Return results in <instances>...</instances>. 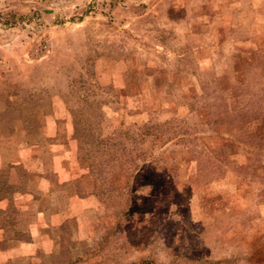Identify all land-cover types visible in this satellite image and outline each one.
<instances>
[{"label":"rangeland","instance_id":"rangeland-1","mask_svg":"<svg viewBox=\"0 0 264 264\" xmlns=\"http://www.w3.org/2000/svg\"><path fill=\"white\" fill-rule=\"evenodd\" d=\"M3 182L0 264H264V0H0Z\"/></svg>","mask_w":264,"mask_h":264},{"label":"trees","instance_id":"trees-1","mask_svg":"<svg viewBox=\"0 0 264 264\" xmlns=\"http://www.w3.org/2000/svg\"><path fill=\"white\" fill-rule=\"evenodd\" d=\"M258 126V125H257ZM0 201L4 200L7 201L8 203H12V199L15 197L16 193H17V189L15 187V185H10L8 183L5 184V182H3L0 185Z\"/></svg>","mask_w":264,"mask_h":264}]
</instances>
